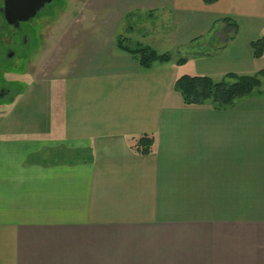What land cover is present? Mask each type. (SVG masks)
I'll return each mask as SVG.
<instances>
[{
	"label": "crops",
	"instance_id": "obj_1",
	"mask_svg": "<svg viewBox=\"0 0 264 264\" xmlns=\"http://www.w3.org/2000/svg\"><path fill=\"white\" fill-rule=\"evenodd\" d=\"M85 8L52 38L45 76L62 57L77 58L52 78L47 122L35 134L0 129V264H264V93L232 108L185 107L172 71L185 64L170 54L183 46L170 30L178 16L185 30L214 29L195 56L231 50L242 32L253 56L264 0ZM157 14L169 32L156 47ZM118 37L172 61L143 71ZM141 135L155 140L146 156L130 149Z\"/></svg>",
	"mask_w": 264,
	"mask_h": 264
},
{
	"label": "rangeland",
	"instance_id": "obj_2",
	"mask_svg": "<svg viewBox=\"0 0 264 264\" xmlns=\"http://www.w3.org/2000/svg\"><path fill=\"white\" fill-rule=\"evenodd\" d=\"M86 2L87 0H55V5L58 8L55 15L44 22L42 39L39 43L34 41L32 49L27 55L26 62L24 61L22 66H18L13 71L11 77L5 75V79H9L6 83H10L13 90L9 98L0 101V129H12L13 131H17L18 134H35V129L38 125L40 127L42 126L41 124L44 125V123L47 122L48 115H44V110H52V108L48 107V98L50 95H54L53 89L57 87L56 83L53 84L54 79L52 78L60 75L62 71H69V69L67 70L66 68L69 66V62L77 58L75 54L62 57L60 62L57 63L56 69L48 71V75L45 76L43 73L44 63L47 64L50 57L49 55L52 53L53 49L57 47L54 44H58V42L54 43L55 40L52 38L54 34H59L68 30L74 18L79 17V15H86ZM154 17L155 18L152 19L153 27H151V35L153 36L151 37H154L152 39V44L157 47L160 43L165 41L166 33H168L169 30L166 31V23L162 15L157 14L156 16L154 15ZM140 18L142 19L143 15L140 16ZM177 19L178 16L176 19L174 18V21L172 20L173 24L171 23L170 30L173 33H178L180 37L178 41H180L183 46L180 48L179 45H176L178 49L175 50H177L178 53L175 55L174 51H170V54L178 59L184 58L187 62L185 66L172 68L173 76H203L211 78L216 83L222 81L233 83L234 80L227 78V74L232 73L236 76H257L259 71L264 70V50L261 57L254 58L251 56L248 42L253 37L248 33H239L231 50H206L203 51L204 54L195 56L197 50H194V45L201 42L202 38H208V33L213 32L214 29H201L199 33L202 32V35L200 34V36L191 26H188V30L183 29L181 24H178ZM131 25L132 19L126 18L124 28L123 30L121 28L119 33L125 34L127 28ZM153 33L157 36H154ZM193 34H197L200 37H198V39H193L197 36ZM49 38L51 39L50 41ZM188 40H190V43ZM158 48L160 50H166L164 47ZM169 50L170 49H168V51ZM257 77L261 85L252 92V96H257L260 92L264 93V78L261 76ZM43 101L45 104H43ZM49 114L52 115V112ZM27 128H29L30 131H26Z\"/></svg>",
	"mask_w": 264,
	"mask_h": 264
},
{
	"label": "trees",
	"instance_id": "obj_3",
	"mask_svg": "<svg viewBox=\"0 0 264 264\" xmlns=\"http://www.w3.org/2000/svg\"><path fill=\"white\" fill-rule=\"evenodd\" d=\"M217 1L202 0L205 5H211ZM116 46L120 51L135 56L140 69L143 71L151 70L155 65H163L172 61L170 54H159L148 46L132 42L124 37L117 38ZM250 47L254 58L261 57L264 50V37L252 42ZM185 62L186 59L184 58L177 60L178 65H184ZM257 76L264 78V70L259 71ZM257 76H236L230 73L226 77L233 79V83L225 81L216 83L209 77L183 75L175 81L173 89L180 96L185 107H198L209 104L215 109L232 108L260 87L261 82ZM154 146V137L150 135H141L132 138L130 141V149L140 156L152 153Z\"/></svg>",
	"mask_w": 264,
	"mask_h": 264
},
{
	"label": "flooded vegetation",
	"instance_id": "obj_4",
	"mask_svg": "<svg viewBox=\"0 0 264 264\" xmlns=\"http://www.w3.org/2000/svg\"><path fill=\"white\" fill-rule=\"evenodd\" d=\"M7 2L0 0V101L9 98L13 90L11 84L6 83L9 79L6 80L5 75L11 77L13 71L26 62L34 41L39 43L43 37L44 22L52 18L58 8L55 0H51L32 18L7 16Z\"/></svg>",
	"mask_w": 264,
	"mask_h": 264
},
{
	"label": "water",
	"instance_id": "obj_5",
	"mask_svg": "<svg viewBox=\"0 0 264 264\" xmlns=\"http://www.w3.org/2000/svg\"><path fill=\"white\" fill-rule=\"evenodd\" d=\"M50 2L51 0H8L5 10L7 16L22 15L32 18L44 4Z\"/></svg>",
	"mask_w": 264,
	"mask_h": 264
}]
</instances>
